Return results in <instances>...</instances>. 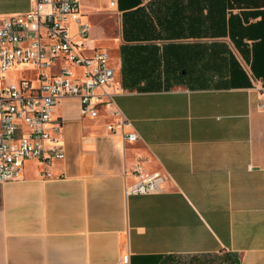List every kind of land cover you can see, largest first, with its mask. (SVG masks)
Wrapping results in <instances>:
<instances>
[{
  "label": "crops",
  "instance_id": "1",
  "mask_svg": "<svg viewBox=\"0 0 264 264\" xmlns=\"http://www.w3.org/2000/svg\"><path fill=\"white\" fill-rule=\"evenodd\" d=\"M83 2L116 16L115 40L92 37L138 140L62 98L64 158L0 183V264H264V0ZM30 7L0 0V22ZM138 158L159 192H127Z\"/></svg>",
  "mask_w": 264,
  "mask_h": 264
},
{
  "label": "built area",
  "instance_id": "2",
  "mask_svg": "<svg viewBox=\"0 0 264 264\" xmlns=\"http://www.w3.org/2000/svg\"><path fill=\"white\" fill-rule=\"evenodd\" d=\"M114 9L117 0H106ZM81 0H31L23 13L6 15L0 22V183L18 180L24 161L37 159L50 165L64 158L62 124L53 112L65 97L80 100L81 114L96 117L107 106L117 124L111 133L124 141L138 140L135 131H126L132 122L116 106L114 94L105 86L115 80L108 52L96 45L92 25L85 17ZM17 66H26L34 78L24 75L19 82L7 76ZM22 74L26 72L21 68ZM264 110V93L260 104ZM50 176L48 171H44ZM137 176L128 193L159 192L165 175L148 173L138 158L133 168ZM128 254L120 264H129Z\"/></svg>",
  "mask_w": 264,
  "mask_h": 264
},
{
  "label": "rangeland",
  "instance_id": "3",
  "mask_svg": "<svg viewBox=\"0 0 264 264\" xmlns=\"http://www.w3.org/2000/svg\"><path fill=\"white\" fill-rule=\"evenodd\" d=\"M83 5H84L83 9L87 13V17L91 20L93 24L91 35L94 36L98 40L97 37H100V31H101L107 40L109 41L115 40V38L117 37L118 28H117L116 16L113 13V11L108 10L106 4L103 2H98L96 4L97 5L96 10L98 12L97 11L95 12L94 10L88 8L90 7V4L87 2H83ZM103 43L106 45H109L106 42H103ZM107 49L109 50V53H110V58L108 62L111 63L112 57H114L115 55V51L112 46L107 47ZM21 68H24L26 72L22 74ZM23 75L26 78H33L32 72L29 69H27L26 66L24 67L17 66L14 70L9 72L7 78L10 81L19 82Z\"/></svg>",
  "mask_w": 264,
  "mask_h": 264
}]
</instances>
